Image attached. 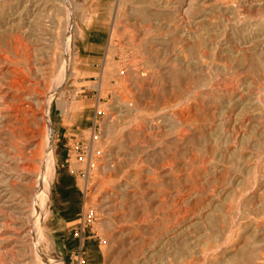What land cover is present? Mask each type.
Instances as JSON below:
<instances>
[{
  "label": "rangeland",
  "instance_id": "374dc122",
  "mask_svg": "<svg viewBox=\"0 0 264 264\" xmlns=\"http://www.w3.org/2000/svg\"><path fill=\"white\" fill-rule=\"evenodd\" d=\"M61 1L0 0V264H264V0H70L42 119Z\"/></svg>",
  "mask_w": 264,
  "mask_h": 264
},
{
  "label": "bare ground",
  "instance_id": "6f19581e",
  "mask_svg": "<svg viewBox=\"0 0 264 264\" xmlns=\"http://www.w3.org/2000/svg\"><path fill=\"white\" fill-rule=\"evenodd\" d=\"M54 1V0H53ZM56 1V0H55ZM149 0H139L138 1V4H139V2H140V6H142V7H139V8H137V12L139 13V14H145V9L143 8V6H144V4H146V2H148ZM152 1V4L155 6V7H164L163 5H165V3L163 2V0H150V2ZM165 1V0H164ZM210 1V0H209ZM188 3H190V2H188ZM206 3V2H205ZM167 4V3H166ZM60 5L61 6H63L66 10L68 9V11H67V23H66V34H65V38H64V46H65V50H66V53H65V55L63 56V58H62V61H61V67H60V70H59V72H58V76H59V78H58V81H57V83L50 89V90H48L47 91V93L45 94V95H43L42 96V100L41 101H43V103H44V105H45V109H44V112H43V114H42V119L44 118V115H45V110L48 108V105H49V102H50V100H52V98H53V96H54V94L57 92V89H59V87L60 86H62L63 84H64V82H65V76H66V72H67V70H68V67H69V56H70V51H69V46H70V42H71V37H70V33H69V27H70V25H71V15H72V12L70 11V7L72 6V2L70 1V0H62L61 2H60ZM169 5V4H168ZM188 5V4H187ZM148 6V5H147ZM123 7V6H122ZM146 7V6H145ZM149 7V6H148ZM43 8V7H42ZM135 8V7H134ZM179 8V7H178ZM153 9V8H152ZM165 9V8H164ZM173 9V8H172ZM180 9V8H179ZM132 10V9H131ZM27 12V11H26ZM176 12H177V10H176ZM135 14V13H134ZM157 15V14H156ZM140 16V15H139ZM127 17V16H126ZM152 19V18H151ZM135 21V20H134ZM120 25V24H119ZM50 26V25H49ZM177 27V26H176ZM172 32H173V30H172ZM192 35V34H191ZM43 38V37H42ZM189 40V39H188ZM152 42V41H151ZM49 44V43H48ZM155 48V47H154ZM25 51V50H24ZM47 51V50H46ZM18 53V52H17ZM236 54V53H235ZM38 58V57H37ZM180 59V58H179ZM33 62V61H32ZM182 63V62H181ZM215 65V64H214ZM11 69V68H10ZM182 69V68H181ZM14 71V73L15 74H18L19 75V73L17 72V71H15V70H13ZM46 72H48V71H46ZM70 74V73H69ZM145 76V75H144ZM15 80V79H14ZM11 82V81H10ZM31 82V81H30ZM217 82V81H216ZM25 83H27V79H25L24 77L23 78H20L19 77V79H18V81H17V84H18V86H21V87H23L24 89H30V88H28L29 86H27ZM146 83V82H145ZM148 83V82H147ZM214 84V83H213ZM217 84V83H216ZM220 84V83H219ZM25 85V86H24ZM11 86H14L13 84H11ZM27 86V87H26ZM32 86V85H31ZM217 86V85H216ZM145 87V86H144ZM155 87V86H154ZM215 87V86H214ZM223 87H225V84H224V86ZM228 87V86H227ZM153 88V87H152ZM223 89V88H222ZM215 90V89H214ZM230 90V89H229ZM23 91V90H22ZM34 91H36L35 89H34ZM212 91V90H211ZM220 91H222V90H220ZM224 91V90H223ZM201 92V91H200ZM209 92V91H208ZM20 93V92H19ZM206 93V92H205ZM6 97V96H5ZM31 97V96H30ZM25 98V97H24ZM4 100V99H3ZM5 101V100H4ZM30 101H32V100H30ZM37 102V101H36ZM5 103H7L6 101H5ZM33 103H35V100H34V102ZM40 103V102H39ZM117 105V104H116ZM195 106V105H194ZM8 107V106H7ZM3 108V107H2ZM6 108V107H5ZM119 109V108H118ZM187 109V108H186ZM182 110V109H181ZM119 111V110H118ZM183 111V110H182ZM27 112H28V109H27V107L24 105V103H22V104H20L19 106H15L14 108H13V117L14 118H17V119H19V120H21L22 122H25V118H24V116L26 117L27 116ZM9 113V112H8ZM176 113V112H175ZM181 113V112H180ZM185 114V113H184ZM41 115V114H40ZM32 116V115H31ZM167 116V115H166ZM182 116V115H181ZM225 116V115H224ZM33 117V116H32ZM41 117V116H40ZM39 117V118H40ZM184 117V116H183ZM10 118H12V117H10ZM161 118V117H160ZM145 119V118H144ZM13 120V119H12ZM31 120V119H30ZM156 121V120H155ZM28 122V121H27ZM32 121H30V123H31ZM151 122V121H150ZM158 123V122H157ZM166 123V122H165ZM13 124V123H12ZM32 124H33V122H32ZM152 124V123H151ZM162 124H164V122L162 123ZM133 127V126H132ZM151 127V126H150ZM107 128H108V126H107ZM134 128V127H133ZM136 128V127H135ZM16 129V128H15ZM27 129V128H26ZM49 129V128H48ZM109 130V129H108ZM142 130V129H141ZM144 130V129H143ZM16 131V130H15ZM22 132L23 133H26V131H24V130H22ZM48 132H49V130H48ZM108 132V131H107ZM106 132V133H107ZM153 132H155V131H153ZM32 133V132H31ZM31 133H29L30 135H31ZM49 136V135H48ZM48 136L47 135H45V139H46V143H47V145H48V148H47V151L46 152H48V154H49V157L46 159V161L45 162H43L41 165H45L46 167H45V169L44 170H46V173H45V171L44 172H42L41 170H40V186H42V191H44L45 192V188H46V184L43 182V181H45V179H49L50 177V175H51V171H52V169H53V165H54V159H53V157H52V149L51 148H49V146L51 145V139L50 138H48ZM33 155H32V159L37 155V154H35V152H33L32 153ZM43 158V157H42ZM118 159V158H117ZM34 160V159H33ZM32 160V161H33ZM42 161H43V159H42ZM112 161V160H111ZM113 163V162H112ZM32 164V163H31ZM106 167V166H105ZM23 169L27 172V173H29L30 175H32V174H34V175H36L37 174V172L35 173V167L33 166V165H29V163H28V165H25V167H23ZM107 170V169H106ZM33 176V175H32ZM44 183V184H43ZM2 194V193H1ZM183 200V199H182ZM23 203V202H22ZM17 205V204H16ZM26 206V205H25ZM24 206V207H25ZM28 206V205H27ZM37 208H38V206H37ZM36 208V209H37ZM25 209V208H24ZM23 209V210H24ZM26 210H27V208H26ZM26 212H28V210L26 211ZM17 213H18V210H17ZM38 212H35V215L37 214ZM23 214V213H22ZM19 216V215H18ZM25 218V217H24ZM23 218V219H24ZM26 218H27V216H26ZM36 226H34L33 227V225L31 226V225H29L28 224V230L27 231H25V232H27L28 233V235L30 236V235H37L36 234V231L38 232V230H39V228H40V224H35ZM260 226V225H259ZM26 227V226H25ZM38 234H39V232H38ZM25 235L26 234H24V237H25ZM27 236V235H26ZM22 237H23V235H22ZM253 244V243H252ZM262 249V248H261ZM253 250V249H252ZM237 252V251H236ZM247 254V253H246ZM261 254H262V251H261ZM261 257H264V256H261ZM39 259V258H38ZM28 264V263H27ZM260 264V263H259Z\"/></svg>",
  "mask_w": 264,
  "mask_h": 264
}]
</instances>
